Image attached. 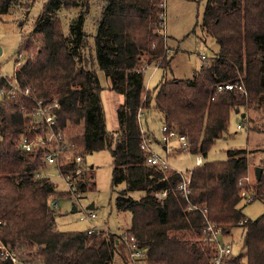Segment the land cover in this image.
I'll list each match as a JSON object with an SVG mask.
<instances>
[{
    "label": "trees",
    "instance_id": "1",
    "mask_svg": "<svg viewBox=\"0 0 264 264\" xmlns=\"http://www.w3.org/2000/svg\"><path fill=\"white\" fill-rule=\"evenodd\" d=\"M34 1L0 0V15L22 14ZM92 7L95 12L87 25ZM71 9L77 14L63 24L59 12ZM163 17L164 0L43 2L21 43L29 55L7 77L20 87L30 86L34 99L9 97V86L0 76V239L18 257L38 264H131L122 233H108L91 246L95 230L57 229L49 202L69 192L50 176L36 175L54 169L43 150L18 147L20 136L42 132L31 115L35 100L45 104L56 99L57 126L75 145L70 148L73 156L110 152L112 188L124 183L116 191L115 205L130 214L124 233L146 249L148 264H212L216 243L205 236L208 225L221 236L242 229V248L225 253L219 264H264V212L249 218L239 205L245 199L241 192L250 188L254 194L246 201L264 202V155L261 176L251 185L244 181L246 149H228L223 160H204L215 140L229 134L232 112L246 120L240 109L257 107L264 96V0H207L202 27L218 45L215 56L196 69L193 78L163 77L150 90L144 86L145 67L167 68L174 55L166 54ZM97 71L109 79L108 89L122 97L114 129L105 125L100 96L104 87ZM223 82L242 84L245 93L216 91ZM139 110L158 112L168 128L186 136L185 150L203 157L189 171L186 193L178 189L182 173L147 162L151 151L141 148ZM62 168L72 169L73 163ZM94 187L87 165L77 189L83 193ZM163 190L166 194L159 195ZM0 264L10 262L0 256Z\"/></svg>",
    "mask_w": 264,
    "mask_h": 264
},
{
    "label": "rangeland",
    "instance_id": "2",
    "mask_svg": "<svg viewBox=\"0 0 264 264\" xmlns=\"http://www.w3.org/2000/svg\"><path fill=\"white\" fill-rule=\"evenodd\" d=\"M44 1L35 0L30 9L24 10L22 14L8 12L0 15V76L11 77L13 75L14 70L19 66L16 62L18 52H23L25 59L28 57L29 53L23 46L21 48V43L32 29L34 18L41 10ZM206 1L164 0L162 32L167 39V57L174 55L167 68L154 65L146 66L144 69L146 89L151 90L163 77L166 79H191L196 69L215 56L218 45L212 37L205 33L202 27V15ZM94 12L95 8L92 7L86 18L87 25L91 23V16ZM59 13L64 24L77 14V10H61ZM97 73L100 83L104 87L100 96L105 114V125L107 129H114L118 125L116 108L122 102V97L111 89L107 90L106 87L110 84L109 79L102 71H97ZM240 111L244 112L247 119L240 120L239 114L233 111L228 128L230 135L215 140L204 160H223L227 156L228 149H246L248 168L244 181L251 185L255 181L254 168L261 166V158L264 155V96L257 107L252 105L241 108ZM144 115L145 113L140 118V124L142 129L151 135L148 142L151 152L157 155L161 161L167 163L169 167L183 175L189 174V171L195 166L198 154L182 149L180 141L175 137L166 142L163 141L160 131L162 120L155 119L149 113ZM163 144H166L165 149ZM85 161L92 169L94 189L80 193L76 200L65 197L58 198L55 220L59 230H86L88 228L95 230L97 238L94 237L89 243L91 246H95L107 237L108 233H124L130 222V214L127 211H120L115 205L116 191L122 188L124 183L119 182L116 188H112L113 166L110 152L103 149L87 153ZM46 171L57 187L63 189L64 183L55 169ZM249 191L252 189L250 188ZM139 194L137 192L134 196L137 197ZM73 202L77 207L75 211L72 209ZM91 204L93 207L89 208ZM239 205L242 206L243 213L249 218H255L264 212V202L260 199L251 202L242 199ZM90 211H93L96 217L87 219L85 216ZM242 239L243 234L240 227L232 229L229 235L220 236V241L229 243L230 248L235 252H239L242 248ZM142 262L140 264H148L147 261Z\"/></svg>",
    "mask_w": 264,
    "mask_h": 264
},
{
    "label": "built area",
    "instance_id": "3",
    "mask_svg": "<svg viewBox=\"0 0 264 264\" xmlns=\"http://www.w3.org/2000/svg\"><path fill=\"white\" fill-rule=\"evenodd\" d=\"M23 60L22 62H20ZM26 61L23 52H18L16 57V62L19 65L15 70L20 68L23 63ZM14 70V71H15ZM4 77V76H3ZM5 80L8 84L7 94L9 97L14 100H19L21 97L34 99L32 89L30 86L20 87L16 80L9 79L5 76ZM239 89L245 93L242 84L232 83V82H223L216 85V91L221 90H231ZM3 91L1 90V93ZM59 102L54 99L50 103H42L41 100H35V107L31 110V115L33 117V124L35 127L41 128L42 132L36 131L34 137L29 138L26 135L20 136L18 140V147L25 151H30L33 147H38L44 151V159L47 161L49 166H54L55 171L58 173L60 178L64 183V189L69 192V197L73 200H76L80 192L77 189V181L83 170L87 167L85 158L79 154L73 156L70 148L75 147V145L70 142L67 138L66 132L64 129L57 126V113L56 110L59 108ZM143 116V111H138V118ZM241 126V125H239ZM143 132V140L141 143V148L145 150H150L148 146L149 137L146 135L144 130L141 127ZM162 133V140L167 141L173 137L177 138L181 143V147L186 149L188 147V141L185 135L178 133L176 130L168 128L164 123L161 125L160 129ZM73 163V168L65 170L62 166ZM147 162L149 164L159 165L164 169L169 168V165L164 161H161L160 158L153 154L152 152L147 157ZM197 164L202 162L201 156L196 157ZM42 174L50 176L48 171L44 170L42 172H36V175ZM182 180L178 185V189L182 193L188 191L187 185L189 181V174L182 175ZM242 195L245 196L247 201L252 199V191L243 190ZM166 194V190H163L159 195L163 196ZM50 205L54 208H57L58 203L57 199L51 200ZM87 219L96 217V214L93 211H90L85 216ZM244 219L243 221H245ZM1 226V222H0ZM206 230L210 232L207 233L206 238L210 242L216 243V254L212 260V264H219L221 257L225 253L231 251L229 243H223L220 241V230L217 228H212L211 225H208ZM93 229H90L89 232H92ZM121 240L127 245L129 251V257L131 264H140L141 261H146V249L144 247H138L133 236H129L125 233L121 234ZM0 256L3 259H7L10 264H38L36 261H32L27 258H20L17 256L15 250L11 249L7 244H5L0 239Z\"/></svg>",
    "mask_w": 264,
    "mask_h": 264
},
{
    "label": "crops",
    "instance_id": "4",
    "mask_svg": "<svg viewBox=\"0 0 264 264\" xmlns=\"http://www.w3.org/2000/svg\"><path fill=\"white\" fill-rule=\"evenodd\" d=\"M146 68V67H145ZM108 86V85H107ZM106 89L108 90V87H106ZM144 113V112H143ZM149 114H151L155 119H158V118H160L161 120H162V118H161V115L158 113V112H156V111H151ZM145 115H147V114H145ZM144 115V116H145ZM140 122V121H139ZM163 124V120L161 121V125ZM140 126H141V124H140ZM145 133H146V135L151 139V135H150V133L148 132V131H144ZM149 146V145H148ZM166 148V144H163V148ZM150 148V147H149ZM164 148V149H165ZM183 149V148H182ZM185 150V149H184ZM198 156V155H197ZM196 156V157H197ZM201 159H202V157H201ZM195 165H197V162H196V159H195ZM91 167V166H90ZM60 177V176H59ZM64 189V188H63ZM65 198H70L69 196H66ZM71 199V198H70ZM90 229V228H89ZM93 232V231H92Z\"/></svg>",
    "mask_w": 264,
    "mask_h": 264
},
{
    "label": "water",
    "instance_id": "5",
    "mask_svg": "<svg viewBox=\"0 0 264 264\" xmlns=\"http://www.w3.org/2000/svg\"><path fill=\"white\" fill-rule=\"evenodd\" d=\"M237 112V111H236ZM244 116V113H241V117ZM165 148V147H164ZM262 170L263 168L261 166H255L254 168V175H255V178L258 180L261 176V173H262ZM93 207V204L89 205V208H92ZM72 209L75 211L77 209L76 205L74 204L73 202V207Z\"/></svg>",
    "mask_w": 264,
    "mask_h": 264
},
{
    "label": "bare ground",
    "instance_id": "6",
    "mask_svg": "<svg viewBox=\"0 0 264 264\" xmlns=\"http://www.w3.org/2000/svg\"><path fill=\"white\" fill-rule=\"evenodd\" d=\"M50 203V202H49ZM136 239V238H135Z\"/></svg>",
    "mask_w": 264,
    "mask_h": 264
}]
</instances>
